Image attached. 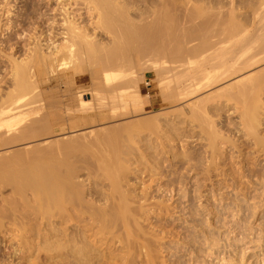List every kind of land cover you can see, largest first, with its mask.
Here are the masks:
<instances>
[{"label":"bare ground","instance_id":"1","mask_svg":"<svg viewBox=\"0 0 264 264\" xmlns=\"http://www.w3.org/2000/svg\"><path fill=\"white\" fill-rule=\"evenodd\" d=\"M7 1H10V0H4V2H6L5 4H7ZM11 1H13V4H15L14 0H11ZM32 1H33L32 3L29 2V3H31V5L28 4L29 7L28 6L25 7V10L27 12L26 16H29L30 18L32 17V19L39 14V16L36 17L37 20H40L37 23L38 26L33 28L34 30L38 31V34H37V31L34 32V34L36 36L34 39L36 40L37 38H42V37H46L47 35H50L51 31L48 30L46 28V26L48 24V21L52 20L54 18L53 17L54 15H57L60 18V22H61V23L58 22V23H60V32L57 33V35L63 39V43L56 48L55 52H52V54H50L48 56L44 55L43 50H40L37 54L32 53L31 56H29L28 60H23V62L15 64V66H14V82H15L14 83L15 84L14 89L15 90H14V92H12L11 94L9 93V95H8V98H7L8 106H7V108H6V105L4 107L5 109L3 107H0V136H8V135L16 136L13 134L15 132H19L22 135H29V134L42 135L43 131L49 130L51 123L48 120V117L51 116L50 114H52V113L54 114V112H51L50 110H47L48 112L43 111L44 113L46 112L47 114L49 112H51V113L48 114L49 116L46 115L47 118L43 117V118H41L37 121H34V122H33L34 119H31L30 117L29 118L31 120L30 119L29 120L24 119L23 117H26L27 113L29 114V112L27 111L29 106L28 105L26 106V104L29 103V105H31L29 101H31L30 99H32V98H30L28 100L25 96L29 95L30 92H31V95H29L30 97L35 98V96L33 95L34 93H36V98L41 96L42 94L45 93V92L42 93V91H41L43 89V85L44 86L46 85L44 87L45 89L50 88V86L48 87V85H51V84H48V83L54 82L53 80H55V78H57V77H58V79H60L63 82L58 81L59 82L58 83L57 81H55V83L57 82V84L56 85L54 84V85L58 89L63 88V90L59 91V92H61L63 94V97L65 99L64 100L65 101V107H66L65 110H66V113L68 116L79 115V114L82 116V114L85 115L86 113L90 114V113H93L96 111L99 112L102 110L103 106H106L105 104H106L108 99L114 100L113 102H115V100L118 99L120 101H123V103L124 102L128 103V100L131 101V99H132L131 98L132 94L137 92V90H138L137 87H139L138 84H140L138 82V80H136V81L134 80L136 78L135 75H131L136 71L135 69H134L135 71L133 70V65H132L133 64V56L134 55L138 56L139 54H142L144 50H145V53L149 54L150 56L153 55L152 53H155L154 57H152V58H154L152 63H151V60L149 61L150 62L149 64H151L152 67H149V65L147 67L148 68H155V70H154L155 75L159 79L158 82L159 83L161 82L160 87H161V85L163 86V88H164L163 94H164V96H167L164 98H168V97L171 98L172 96H179V97L181 96L183 98L191 97L194 94H197L198 92H200L202 90H205L209 87H212L213 85H215V84H217V83L221 82L222 80H225L229 77H232V76L236 75L237 73L239 74V72L241 73V71H245L247 68H250V67H252V66H254V65H256V64H258L264 60V57L261 56V54L264 52V50L261 49L264 46V45H262L264 43V33L262 31H264V30L259 28L260 30H262V31H259V30H257L258 27L255 29L254 26H250L249 24H248L249 25L248 26L247 24H244V22H246L244 20H243L244 21L243 23L238 22L237 18H236V13L233 11L232 12L235 14V17H233L234 15L233 16L230 15L231 17L228 18V15H227L228 19L225 17L226 19L223 18L224 20L221 19V21H219V22H217L218 20L216 21V19L214 21L212 18V20L214 21L213 24L219 25L217 27H213L214 25H211L212 23H210V25H209L208 21H207V23H208L207 24L205 22L206 19L203 17V16L207 17V15L209 16L210 12H208L206 10L207 9L209 10V8H211V7L207 6L208 8L206 7V10H205V8L203 9V5L206 4V3L202 4V1H204V0L200 1V4H199L200 6L198 5V7L196 6L197 4L196 5L192 4L193 7L195 6V8H194L195 10L194 9L191 10L192 13L194 10V13L192 14L191 17H193L192 19H194V17H198V18L203 17L205 19L204 22L206 24L204 23L205 25L203 24L202 25L203 27H201L200 25H198V26L196 25V27L193 26L195 29L194 32L192 29L193 27L190 28V26H189V28L192 30V31L189 30V32L191 31L190 34L187 31H185L186 29H184L183 31L187 32L189 34V36L185 35L186 34L185 32L183 34L182 29H180V26H182V24L178 26V24L175 23V22H177L176 18L174 19V10L176 8L172 11L173 7L171 8L170 6H168L169 3L165 5L166 7L162 6L163 8L165 7L164 9L160 6L159 3H162V5H163L164 3H167L168 0H166V2H165V0L164 1L162 0V2H161V0H159L160 2L158 4L162 8V10H160L161 8L159 7L160 8L159 9L157 7L158 4H156L157 5L156 7H157V9H159L160 12L157 13L156 7H155L156 11L154 10L155 12L152 10L154 14L157 13L156 16L153 14V16H155V17L151 19L152 21L155 22V23L153 22L154 24H151L152 22H149V21H148L149 23L146 22L147 24L145 22H142L144 15L140 16L143 13H141L139 15L140 16L139 21L142 22L144 26L140 25L141 23L138 22V19H136V21L138 23L136 21H134L135 20L134 16H131V17H133L134 20L130 17V15H129L130 6L125 5L123 3L121 4L120 2H122V1H120V0H62L60 2L59 6H57V8H52V9L47 8V10L44 12L41 9V13H38L37 11H39V10L36 9V6L38 5V3L40 1L37 0L38 3L36 1L34 2V0H32ZM187 1H189V4H190V0H187ZM123 2H125V0ZM174 2H173V0H171L170 4L172 5V3L174 4ZM177 2H175V3H177ZM193 2L194 1H192L191 3H193ZM40 3H42V2H40ZM179 3H180V1H179ZM5 4H4V6H5ZM126 4H127V1H126ZM181 4H185V3L182 2ZM181 4H180V6H181ZM201 4H202V6H201ZM210 4H211V2H210ZM261 4H262V7L260 6ZM261 4L259 5L260 8L264 9V6H263L264 2ZM10 5L11 4L9 2V4H7L6 6L11 7ZM23 5L25 6V4H23ZM177 5H178V3H177ZM177 5L174 4V7ZM38 6L40 7V5H38ZM128 6H129V8H128ZM213 6H214V4H213ZM76 7H80V18H79V14L77 13L79 10L77 11ZM178 7H179V5H178ZM183 7H179V8L182 9ZM11 8H13V7H11ZM185 8H186V10H188L186 6H185ZM215 8H217V7H215ZM189 9H190V7H189ZM214 9L211 8V11L212 10L214 11ZM221 9L222 8H220L219 10L221 11ZM10 10H12V9H10V8L7 9L8 13L6 12V15L7 14L9 15ZM82 10H85V12L89 14L88 17L90 16L92 18L89 20L95 26L97 31H98V29L102 28L101 30H105V31L107 30V32L111 33V34L110 33L109 34L111 36H113V38H114L113 40H115V41H113L114 44H113V46H111V48L109 50L102 49L94 41V39H93L94 36H92V34H91L92 31L88 27H85V26L79 27V24L77 23V21L80 20V25L85 24L83 21L85 19L83 18L84 13L82 12ZM186 10L184 13L187 12ZM219 10H217L218 12L215 13V11H216V9H215L214 14H217V16H218ZM170 11H171V13H170ZM213 11L211 12V14L213 13ZM2 12L4 13V11H2ZM172 12H173V16H172ZM175 12H177V11H175ZM261 12H263V11L261 10ZM261 12L259 13L260 16H261ZM229 13H230V9H229ZM180 14H182V13H180ZM189 14H190V10H189ZM50 15H52L50 18H46L47 16L49 17ZM184 15H182V18H184L183 17ZM237 15H239V14L237 13ZM259 15L257 14V18ZM153 16H150V17H153ZM177 16H179V15L177 14L176 17ZM185 16H188V15H185ZM29 17H28V19H29ZM211 17H212V15H211ZM262 17H263V15H262ZM188 18L191 19L190 17H188ZM177 19L179 20V17ZM204 19H202V20H204ZM262 19H264V18H262ZM93 20H94V22H93ZM182 20L183 19H181L179 21H182ZM188 20H187V22L190 24V22ZM198 20H201V18ZM87 21L88 20H86V24H89V23H87ZM143 21H145V20H143ZM179 21H178V23H180ZM20 22H22V21H20ZM196 22H197V20H196ZM174 23L177 27H173ZM202 23H203V21H202ZM136 24L137 25L139 24L141 27L140 26L135 27ZM194 24H196V23H194ZM194 24H192V25H194ZM184 25H185V23H184ZM260 25H261V23H260ZM260 25H258V26H260ZM262 25H264V23H262ZM86 26H88V25H86ZM186 26H188V25H186ZM178 27H179V29H178ZM211 27L213 29H216V28H218V29L213 30V29H211ZM175 28H176L177 33L174 30ZM181 28H184V27H181ZM197 28H198V30H196ZM177 29L179 31H182V34H181V32H179L180 34H178ZM187 29H188V27H187ZM258 31L260 32V34ZM93 35H94V33H93ZM180 35L184 36V38L186 37V39L189 37L191 39L189 38V39L185 40L184 38H181ZM178 37H180L179 38L180 40L178 39ZM158 39H160L159 44L161 41L163 42L160 44L162 46H160L158 43H155V41L156 40L158 41ZM171 39H173V42L175 41L174 42L175 44H173ZM193 39H194V41H196V40L198 41V39H199L200 42H198L197 44L195 43L196 46L194 45V47H193V45L191 47H189L188 48L189 50L186 49V45L182 46L185 44L184 43L185 41H186V43H188V41H189V43H191V42L193 43V41H192ZM164 40L167 41V45H168V41H171V42H169L170 43L169 45L172 44L173 47L175 46L174 48H170L171 49L170 53H168V50L170 51V49H168V48L172 47V46L165 45L164 42L166 43V41H164ZM190 40H191V42H190ZM179 41H183V42H181L182 44H180ZM154 44L155 45L158 44V45L155 46ZM259 45H261V47L259 49H257L259 47ZM187 47H188V45H187ZM182 48H183V53H182ZM146 49H147V51H152L151 52L152 55L150 53H147ZM148 49H150V50H148ZM179 49H181V52ZM253 49L256 52H258L259 50H263V51L262 52L260 51L259 53L252 54L254 52ZM98 53H100L101 55ZM262 55L264 56V54H262ZM258 57H260V58H258ZM94 64L96 65V67L93 66ZM128 70H130V72L132 70L133 73L131 72V74H127V73H129ZM33 72L35 75L32 74ZM87 73L92 74L93 75L92 77L94 79L92 82L93 83V90L89 94L90 97H85L86 93H84V92H86V91L84 89H82L83 87L86 86V83L88 81V78L86 76ZM137 73H139V72H137ZM31 74L33 76L37 77V78L36 77L34 78L36 81H33L32 80L33 78L31 79V77H30ZM129 75L134 76L135 78L129 77ZM140 77L141 76H139L138 78H140ZM245 77H246L245 79L242 77V79H244L243 80L244 83L238 81L240 84L244 85L239 90V96H240V98H242L241 96H245L248 93H253V98L251 99L250 102L245 103V107H244L245 110H243L244 112L242 111L243 117H241V118H243L242 122L245 119L244 125L246 124L245 125V126H247L246 129L249 128L247 130L250 131L248 133H250V135L252 137L256 136V137H254L256 139V144L258 143L259 145H262V143L264 142L263 141L264 136H262V134H261V137L259 138V131L260 130H259L258 124H260V122H261V119H260L262 116L261 114L264 113L263 112L264 111V101H262L261 98H259L260 93H259V96L257 94L260 90L263 89L261 87L264 86V73L262 76L250 75V76H245ZM127 78H128V80L125 81V79H127ZM58 79H56V80H58ZM62 79H65L67 81L64 82V80H62ZM123 79L125 82H123L121 84H119L117 82V80H119V82H120V80H123ZM140 79H142V78H140ZM140 79H139V81H140ZM115 81L119 85L116 84L117 86L114 85L111 87H107V85L109 86L112 83H114ZM133 81H134V83L138 82L136 84V85H138V86H136L137 90H135L134 93L130 91L135 86ZM142 81H143V79L141 80V82ZM172 83H173V87L176 84L175 91L173 90L174 88L172 89L174 92L171 90L174 94L171 93L169 90L171 88L170 86H172L171 85ZM62 84L66 85V87L65 88L60 87ZM237 85H238V83H237ZM38 86H42V89L41 90L37 89V88H39ZM51 87H53V86H51ZM130 87H131V89H130ZM57 88H56V90H57ZM71 88H73V89H71ZM140 88H139V90H141ZM238 88H239V86H238ZM35 89H37V91H40L41 93H37V91ZM45 89H43V90H45ZM126 89L127 90L130 89L129 92H127ZM32 91L33 92L36 91V92L33 93ZM45 91L47 92V90H45ZM51 91H53V89ZM263 91H264V89H263ZM234 92H232V93H234ZM77 93H79L81 95H77ZM139 93H142V91ZM139 93H136V95L137 94L140 95ZM152 93H154V91ZM161 93H162V90H161ZM254 93L256 95H254ZM261 93H262V91H261ZM73 94H76V95H73ZM44 96H45V94H44ZM141 97H143V96L141 95ZM251 97H252V95H251ZM42 98H43V96H42ZM231 98H232V96L229 99H231ZM24 99H27L28 102H26V100H24ZM41 99L39 101L45 100L46 98L42 99V100ZM135 99H136V97H135ZM137 99L140 100L138 97H137ZM233 99H235V98L233 97ZM36 100H38V99H36ZM46 100H48V99H46ZM105 100H106V102H104ZM246 101H249V100H246ZM42 103L44 104V102H42ZM23 104H25V105H23ZM46 104H47V102H46ZM109 104H112V103H109ZM56 105H58V101H56V100L50 101L49 100V105H48L49 108L48 109L55 107ZM116 105H118V104H116ZM23 106L26 107V111H27V112H25L26 114L23 113L25 111V109H24L25 107H23ZM41 106H42V108H44L43 110H45L44 105L41 104ZM118 106L120 107V104ZM106 107L108 108V106H106ZM1 108H3V109H1ZM118 108H116V109H118ZM20 109L24 110V111H22V113H19ZM32 109H34V108H32ZM32 109H30V111ZM104 109L106 110V108H104ZM109 109H110V107H109ZM17 111H18V115H17V113L15 114V112H17ZM261 112H263V113H261ZM19 114H22V115L25 114V116L24 115L21 116ZM28 114H27V116H28ZM29 115H31V114H29ZM86 116H87V114H86ZM83 118H85V117H82V118H76V117L72 118L71 117L72 123H70V124H79L80 123V125H82L85 123V119H83ZM23 120H26L24 122L31 121V122H33V124L31 123L30 124L31 126L28 124V127L25 128L26 123H24ZM50 120L52 121V119H50ZM21 122L24 123L25 126H24V124L22 125ZM20 124L23 126V128H21V129L19 128V127H21ZM261 124H263V123H261ZM245 126H244V128H245ZM134 130H135V127H134ZM137 132H138V135H140L139 131H137ZM140 132H142V130H140ZM213 133L211 134V136L213 135ZM133 134H135V133L133 132ZM126 135L127 134H125L123 137L122 136H118V137L120 139H121V137L125 139ZM257 135H258V137H257ZM111 136H112V134H111ZM111 136L109 135V137H108V135H107L108 139H110ZM135 136L137 137L136 134H135ZM128 137H126V138L129 139ZM130 137H132V136H130ZM217 137H218V135H217ZM261 138H263V140H261ZM96 139L98 140V137ZM96 139H94V140H96ZM127 139H126V141H127ZM213 139H215V138H213ZM2 140L3 139H1V141ZM90 140L94 141L93 139H90ZM140 140L142 141V139H140ZM99 141H96V142L99 143ZM124 141L125 140H123V142ZM130 141H133V142H129V144L132 143V145H133V143H134V145L136 147L138 146L137 143L135 144V142H137V141H135L134 138H133V140H130ZM4 142H6V141H3V144H6V145L8 144V143H4ZM121 143L122 142H120V145H121ZM87 144H90V143H87ZM124 144H126V142H124L122 144L123 147H124ZM6 145H4V146H6ZM95 145L98 146V144H95ZM95 145L93 144V146H95ZM132 145L129 146L128 148L125 147V150H126V148L129 150L130 147H132L133 149H130L129 151L126 150V151L127 152H130L131 150L135 151L136 150V149H134L135 146L134 145L132 146ZM90 146H92V145H90ZM101 146H103V145L101 144ZM101 146L98 149L99 152L101 151ZM114 146L116 147V145H114ZM125 146H127V144ZM262 146L264 147V144ZM106 147L108 148V146H105V149H107ZM89 148H91V147H89ZM47 149L48 148H46L45 151H47ZM69 149L70 148H68V151H69ZM80 149H81V146H80ZM116 149L117 148H115V150ZM119 149H121V148H119ZM212 149L213 148H211V150ZM33 150H35V149H33ZM51 150H53L52 147L50 148V151ZM61 150L63 151V149H61ZM102 150H104V147ZM122 150H124V148H122ZM41 151H39V153H35L31 156H35L37 154L39 156V155H41L40 154ZM50 151L48 150V152H50ZM62 151H61V153H62ZM94 151H96V150H94ZM133 151H131L132 154H133ZM140 151H141V149H140ZM36 152H37V150H36ZM65 152L69 155V153L67 151H65ZM72 152L73 151L70 150V153H72ZM96 152L100 156V159H102V157L105 155L104 153H103L104 155H100L98 151H96ZM101 152H103V151H101ZM116 152H119V150L118 151L116 150ZM215 152L214 153L211 152V153L215 155ZM262 152H264V151H262ZM45 153H47V152H45ZM53 153H55L54 150H53ZM94 153L95 152H93V154ZM131 153H130V155H132ZM143 153H144V151H143ZM44 154L42 155V156H44V158L42 157V159H45V156H49V155H46V154L44 155ZM47 154H49V153H47ZM88 154H86L87 156H85V158H83L84 157L83 155H80V157L83 156L82 157L83 161L84 160L87 161L86 163H84V166L82 165V168L83 167L86 168L85 164L88 166L92 165L88 162L89 161L87 159V157H89ZM107 154L109 155V152ZM118 154L120 155L119 156L120 158L123 156V154H120V153H118ZM14 155H16V154H14ZM52 155H51V157H54V155L53 156ZM64 155L67 156L65 153H64ZM64 155H62V156L64 157ZM72 155L70 154L71 158H72ZM112 155H113V153H112ZM127 155H128L127 158L131 157L129 154H127ZM136 155H138L137 152H136ZM55 156H56V154H55ZM73 156H75V155H73ZM97 156H95V157H97ZM105 156H104V158L106 159L107 156L106 157ZM51 157H49V158H51ZM95 157H92V158H95ZM124 157H126V156L124 155ZM124 157H122V162H123ZM134 157L135 156H133V158ZM31 158H28V159H31ZM35 158H33V159H35V161L30 162V163H28L29 161H27V160H25L26 163H24L23 162L24 159L21 161V163L18 162L17 159H14L15 162H12V164L8 163V164H10L8 167H11V165H13L12 168H10V170L12 171L11 176H9L11 173V171H9V168L7 166H5V164L4 165L0 164V185L4 184V183H2V180H5L7 178L8 174H9L8 175L9 177L13 176L12 178H15V180H16L14 183L15 187L13 188L14 191L16 189V192H14V193L18 192L17 193L18 197L19 198L22 197L21 202L23 203L25 201L27 203H24V205L28 204L30 206L29 207L26 205L27 210L29 207V210L31 208V210L33 211L32 215L28 214V213H27L28 214L27 215L26 214V208H25V210H23V211H25L24 212L25 215H24L22 213L23 211L21 212L22 208L21 209L19 208L16 210H19L21 212V214L18 211L19 215H17V212H16L15 216H14V212H13V214H11L12 208H10V205H9L8 208H10L11 213L9 212L8 208H7L8 211L6 212V215L4 214V211H2V212H3V216L5 215V218L7 216V220H9V218H10V220H9L10 225H13L11 227H8L6 225L7 222L4 221V217L0 213V243L2 244V243L10 242L9 247L12 248V251L10 250V252H5V254L0 253V264H12L14 262L15 258L17 256L19 257L21 255H25V259H26V255H28V254L30 255V253L32 252V249L35 250L36 257L43 260V261L38 262L37 264H45L48 262H52L53 264L54 263H56V264H157V260L160 257V253H162L161 252V250H162L161 245L163 243H166V242H164V240L162 241L164 236H162V238H160L159 234H162V235L165 234V235L170 236V235H172V233L168 230L166 231L165 225H162V226L157 225L158 228H156L157 227L155 225L156 221L154 222L153 226L151 223L150 228L145 226L143 224V222L148 220V223L150 224L149 221H151L150 220L151 217H154L153 214H155L156 212L160 213L162 211H168L171 208H170V205L167 204L168 202L166 203V202H164V200L162 201L161 199H160L161 202H159V200H156V199H155L156 203L151 202V201H154L153 200L154 197H152L153 194H150L151 191H153V190H150V191L147 190L148 192L144 191L145 193H143V194L141 192L142 196H138V194L135 195V192H133V190H132L133 187H130L132 185H130L129 181H128V185L130 188L126 187L127 184L125 185L126 181L124 179L127 178V175H128V174H126V171L127 172L129 171L128 173H130L131 172L130 169L132 168V165L134 164V163L133 164L130 163L131 161H129L132 157L128 158L129 163H127L126 165L123 164L124 162L122 163L120 161L121 160L120 158H119V160H115L117 157L110 159V160H112L111 162L109 161V159L108 160L106 159L107 164L105 163V165H103L104 160L100 161V159L97 157V160L99 159L98 162L99 161L101 163L103 162L102 164L100 163L101 166L102 165L104 166L103 168H100V165L97 164L98 168L102 169V171L103 170L105 171V172L103 171V173H100V174L101 175L104 174L105 176L108 177V178L103 177V179H110L111 180V182L109 180L110 186L107 185L108 187H110V191H109L108 187L106 188L109 191L108 193H105L102 191L105 188H102L100 190V192H99V190H97L98 188L95 189L100 184L98 186H97V184L93 185V186H96L93 189H90V187H89L90 190H88V189L86 190V188L84 190V189H81V187H85L86 185L81 183V184H79L80 188L77 189V187L74 186V185H76V183L75 182L72 183V182L75 181L74 178L78 176L77 174L79 172L76 173V176L73 177L75 168L72 166V164L74 161H72V163H70V161H69L70 158L68 159L69 164H67L68 163L67 161L65 162L64 158H63L64 159V161H63L61 156H60V158L58 157L60 159V161H58L59 159H56L54 157L57 160V162L53 158L52 159L54 160V162L53 161L49 162V159H47V157H46V160H41V159L39 160L38 158H40V157H35ZM61 159H62V161H61ZM140 159H139V162L141 163L142 160H140ZM73 160H75L74 157H73ZM94 160H96V159H94ZM113 160H115V161H113ZM124 160L126 161V159H124ZM133 160L135 162V158ZM8 161H10V160H8ZM1 162L6 163V161H4V160H2ZM81 162H82V160H81ZM98 162H96V163H98ZM137 162H136V164H138V166H139V163H137ZM13 163H15V164H13ZM76 163H78V160ZM180 163H182L181 160H180ZM70 164L74 168V170H71V168H69ZM146 164L147 163H145V165ZM77 165H79V164H77ZM77 165L75 166L76 169L78 168ZM141 165H143V163ZM189 165H191V164H189ZM64 166L65 167L68 166V168H69V170H68V168L66 169L67 173L64 172V168H65ZM94 166H96V165H94ZM254 166H256V165H254ZM80 167H81V165H80ZM150 167H151V165H150ZM62 168H63V171H62ZM82 168H81V170L87 169V168L86 169H84V168L82 169ZM92 168H93L92 166H91V168L89 166L87 169V171L89 169H90L89 171H91L89 173V175L90 174L93 175V172H92L93 169ZM98 168H96L97 170H95V167H94V172L95 171L101 172V170H99ZM126 168L129 170H126ZM257 168L258 167H254V168L250 167L249 168L250 170H248V174L250 173L251 175L257 176L258 180H260L262 185H264V173H263L264 170L261 171L259 168V170H260L259 171ZM137 169H138V167H137ZM146 169H147V167H146ZM181 170H183V169H181ZM189 170H191V169H189ZM135 171L137 172L138 170H135ZM146 171H145V173H146ZM150 171L152 172V170H150ZM97 172L94 174V176H93L94 178H95V175L97 174ZM138 172H143V171H138ZM13 173H15L16 176H14ZM178 173L180 174L181 172H178ZM182 173H184V172H182ZM100 174H99L98 179L102 178L100 176ZM137 174H139V173H137ZM89 175L86 174V176H88L90 178ZM150 175H152V173L149 174V176ZM174 175H175V173H174ZM184 175H183V177H184ZM82 176H83V174H82ZM82 176H81V178H82ZM86 176L84 175V177H86ZM96 176H98V175H96ZM239 176H240V178L239 179L237 178L233 184L234 187L236 186L235 189L236 188H239L240 190H243V188L249 189L250 186L246 185L245 187H242L241 185H242V183H244V182H242L243 179H246V178L249 179L250 175H247V174L245 175V174L241 173ZM128 177H129V175H128ZM177 177L178 176H176V178ZM12 178H10V179H12ZM81 178H80V180H81ZM90 179H92V176ZM98 179H96V180H98ZM178 179H179V177H178ZM87 180H88L89 186L90 185L92 186V184H90V183L94 184V182H90L89 179H87ZM92 180H94V179H92ZM123 180L125 181V183ZM127 180H128V178H127ZM10 181L7 178L6 183H9ZM13 181H14V179H13ZM13 181H11L10 184ZM82 181H80V182H82ZM100 181L101 180H98L97 182H100ZM76 182H77V179H76ZM247 182H248V180H247ZM166 183H168V182H166ZM77 184H78V182H77ZM249 184H250V182H249ZM79 185H78V187H79ZM164 185L165 184H163V183L161 185L159 183V187H157L161 191V193H165V192L167 193L170 189V188L168 189V187H165ZM7 186H8V184H7ZM103 186H105V184ZM134 186H136V185H134ZM12 187H13V185H12ZM28 188L30 190H32L31 192L34 194L33 195L31 193L34 196V197L31 196L32 199H30V197H28L27 194H26V196L28 197V199H26L27 197L23 194V193L28 192L27 191V190H29ZM221 188L222 187H220V189ZM158 189H157V191H158ZM262 189L264 190V186L262 187ZM74 190H77V191L74 192ZM78 190H80V193H78ZM10 192H11V190H10ZM70 192H73L72 197L69 194ZM263 192L264 191L261 192V195ZM76 193L80 194V202L78 205H77L78 202H75V201H77L76 199H78L77 197H79V196H76L77 195ZM19 194L22 196H19ZM68 194L70 196H67ZM261 195H260V197H261ZM23 196L26 197V198L24 197V201H22ZM257 196L259 197V195H256L255 197L257 198ZM9 197H10V195H9ZM74 197H75V200H74ZM263 198H264V196H263ZM261 199L262 198H260V201L257 199L258 202L255 201L256 203L255 204L253 203L251 205L252 209L254 210V215H256V214L258 215L259 210L264 211V199L263 200H261ZM167 200H169V199H166L165 201H167ZM73 202H74V204H71ZM15 203H17V202H15ZM13 205H14V203H13ZM13 205L11 207H14V209H15V206H13ZM21 205L22 204H19V206H21ZM68 205H69V207H70V205H72V206L75 205V209H76V206H79L80 209H79V207H77V210H79L80 213L77 210H75V211H77V213L71 212L70 210L67 211ZM3 206H6V203ZM17 207H18V205H17ZM4 208L6 209V207H4ZM249 209L252 210L250 207H249ZM249 209H247V210H249ZM29 210H28V212H29ZM32 211H30L29 213H31ZM256 211H258V212H256ZM8 212L12 215V217H10L11 216L10 215L8 218V215H7ZM248 212H251V211H248ZM251 213H249V214L252 215L253 213L252 214ZM254 215H252V216H254ZM198 220L199 219H197L196 221H198ZM245 220H243V221H245ZM200 221L201 220H199L198 222H200ZM246 221H248V220H246ZM71 222H72V224H71ZM69 223L71 225H69ZM248 224L250 226V229L253 230L254 227L251 226L250 222L249 223L245 222V225H248ZM64 225H68V226L66 227ZM245 225H243V228H242L243 230L246 229V228L244 229V227H246ZM14 226L16 228H13ZM167 226H168V224H167ZM5 227H7V228H5ZM252 227H253V229H252ZM222 228H219V229H222ZM238 228L240 229V226ZM210 229H209L210 231L206 230L208 232V236L206 235L207 236L206 239H209L208 237H211L213 239L215 237L214 235L217 233L216 228L215 229L210 228ZM242 229H241V231H243ZM206 231H205V233H206ZM219 231H221V230H219ZM241 231L239 230V232H241ZM246 231H248V230H246ZM239 232H238V234H239ZM256 232L257 233L264 232V228L263 227L256 228ZM230 233H231V231H230ZM243 233L244 234L246 233L245 236ZM73 234H75V235H73ZM241 234H239L243 237V238L240 237L241 239L246 238L245 240H247L249 238V234H247V232L244 231V232H241ZM239 235H237V236L239 237ZM263 235L262 234L258 235V241L260 243L264 239ZM241 239L239 240V242L241 241ZM208 242H209V240H208ZM211 242L212 241H210L211 246H208V247H210L213 251L215 249L214 246L217 245V242L216 243H214V242L211 243ZM239 242L237 241V243L235 244L237 247H239V245H241L243 240L240 243ZM258 247L264 251V248H263L264 243H261ZM193 250L195 252H197V249H193ZM37 254H39V255H37ZM40 254H42V255H40ZM213 254H217L215 259H217L218 263L227 264V261H228L227 257H225V256L221 257V253L217 252L216 250L212 252V255ZM251 254H253V252H251ZM255 255H256V253L253 254V256H255ZM31 256H32V254H31ZM245 257H246V255L243 254L242 259H244ZM11 258H14V260ZM10 259H11V261H9ZM39 259H38V261H39ZM28 260L26 262L29 263L30 260L29 261ZM256 261H257V264H264V258L263 259L256 258ZM30 263L32 264L33 262H30ZM48 264H50V263H48Z\"/></svg>","mask_w":264,"mask_h":264},{"label":"rangeland","instance_id":"2","mask_svg":"<svg viewBox=\"0 0 264 264\" xmlns=\"http://www.w3.org/2000/svg\"><path fill=\"white\" fill-rule=\"evenodd\" d=\"M35 1L38 3L37 0H34V2ZM39 1L42 3L39 2L38 5H40V7L37 5L36 9H38L40 11V12L37 11L38 13H41V9L44 12L47 10V8L48 9L49 8L50 9L57 8V6H59V4L62 0H39ZM120 1H122V2H120L121 4L123 3L125 5L130 6L129 15H130V17L134 16L135 20L133 19V17H131L134 21H136V19H138V22H140L139 17L144 15V18L143 17L142 18L145 21L142 20V22L146 23L149 21V22H152L151 24L155 23L151 19L154 18L158 12H160L159 9L162 6H165L166 4L169 3L168 6H170L171 8L173 7L172 11L176 8L174 10V19L176 18L177 22H175V23L178 24V26L182 24V26H180V29H182V31L184 29H186L185 31H187L189 34L192 31L190 28H192L193 26L196 27V25L197 26L200 25L201 27H203L202 25L205 22L207 23V21H208L209 25H210V23H212L211 25H214L213 23H214L215 19H216V21L218 20L217 22H219V21H221V19H223L225 17L227 18V15H228V18L233 16V15H234L233 17H235V14L233 12L236 13V18H237L238 22L243 23L244 21H246V22H244V24H247V25L249 24L250 26H254L255 29L258 27L257 30H259V31H262L260 29L264 30V27H263L264 25H262V23H264V19H262V18H264V9L260 8V6L262 7L261 3H263L264 0H206V1L205 0L204 1L192 0V1H194L193 3H191L192 1L190 0V4H189V1H187V0H177L178 2L176 0H173V2L175 1L178 3L179 7L184 6L182 9L179 8L177 3H175V2H174V4L177 6L174 7L173 3H172V5H173L172 6L170 4L171 0L170 1L168 0L167 3L163 2L164 3L163 5H162V3H159L160 2L159 0H125V2H123L124 0H120ZM126 1H127V4H126ZM179 1H180V3H179ZM200 1H202V4L206 3L205 5H203V9L205 8V10H206L207 6L213 8V9L215 7H217V8H215L216 11L214 9V11L216 13V12H218L217 10L222 8L221 11L219 10V15L220 14L221 15L217 16V14H214L213 10H212L213 13L211 14L212 11H211V8H209L210 11L208 9L206 11L210 12V14L208 13L210 17L208 15H207L208 18L203 16L206 19V21L203 17H199V18L194 17V19H192L193 17H191V16L195 10L194 9L195 6L193 7V5L197 4L196 6L198 7V5L200 4ZM9 2L11 4L10 6L13 8L6 6L7 4H9ZM29 2L32 3L33 1L32 0H18V1L14 0L15 4H13V1L10 0V1H7V4H5L6 2H4V0H0V107H3V108L5 107V105L7 108V106H8V103H7L8 95H9V93L11 94L15 90L14 89V86H15V84H14L15 83L14 82V66H15V64L21 63V62H23V60H28L29 56H31L32 53L37 54L40 50H43L44 55L48 56V55L52 54V52H55L56 48L63 43V39L57 35V33L60 32V23H61L60 18L57 15H54L53 16L54 18L52 20L48 21V24L46 26V28L51 31L50 35H47L48 37L46 36V37H42V38H37L36 40L34 39L36 37L34 32L37 30H34L33 28L38 26L37 23L40 20H37V18H36L39 16V14L36 17H34L33 19H32V17L30 18L29 16H26L27 12L25 10V7H27V6L29 7L28 4L31 5V3H29ZM161 2H162V0H161ZM165 2H166V0H165ZM182 2H184L185 4L187 2L188 3L185 5V4H181ZM210 2H211V4H210ZM158 3L160 4L161 7L159 6ZM4 4H5V6H4ZM23 4H25V6ZM156 4H158V6ZM180 4H181V6H180ZM202 4H201V6H202ZM213 4H214V6H213ZM129 6H128V8H129ZM156 6L158 8L159 7L160 8L157 9ZM185 6L187 7L188 10H186ZM263 6H264V4H263ZM7 7L12 9V10H10L9 15L8 14L6 15V12L8 9ZM155 7L157 9L156 14L153 13L154 10L156 11ZM189 7H190V9H189ZM162 8L160 10H162ZM76 9H77V11L79 10L77 13L79 14V18H80V7H76ZM184 9L188 13L187 12L184 13L185 12ZM192 9H194L193 13L191 12ZM229 9H230V13L233 11L231 14L229 13ZM189 10H190V14H189ZM261 10L263 12H261ZM2 11H4V13ZM175 11H177V12H175ZM82 12L84 13L83 18L85 20H83V21L85 24L80 25V20H79V21H77V23L79 24V27H83V26L88 27L94 33V35H93V33L91 32L92 36H94L93 37L94 41L102 49L109 50L111 48V46H113V44H114L113 41H115V40H113L114 39L113 36L110 35L111 33L107 32V30L106 31L101 30L102 28L98 29V31H97L95 26L89 20V19H92L90 16L88 17L89 14L86 13L85 10H82ZM260 12H261V16L259 15ZM141 13H143V14H141ZM170 13H171V11H170ZM180 13H182V14H180ZM237 13L239 15H237ZM153 14L155 16H153ZM177 14L179 16L176 17ZM184 14L188 15V16H185ZM257 14L259 15L258 18H257ZM182 15H184L183 16L184 18H182ZM211 15H212V17H211ZM262 15H263V17H262ZM51 16L52 15H50L49 17L47 16L46 18H50ZM150 16H153V17H150ZM172 16H173V12H172ZM28 17H29V19H28ZM178 17H179V20H181V19H183V20L179 21L177 19ZM188 17H190L192 20L189 19ZM200 18H201V20H198ZM212 18L214 21L212 20ZM202 19H204V20H202ZM86 20H88L87 23H89L90 25L86 24ZM187 20L190 22V24L187 22ZM196 20H197V22H196ZM20 21H22V22H20ZM178 21L180 23H178ZM202 21H203V23H202ZM58 22H60V23H58ZM93 22H94V20H93ZM142 22H140L141 23L140 25H143ZM175 23H174L173 27H177L175 25ZM184 23H185V25H184ZM194 23H196V24H194ZM260 23H261V25H260ZM192 24H194V25H192ZM86 25H88V26H86ZM140 25L136 24L135 27L140 26ZM186 25H188V26H186ZM258 25H260L261 27ZM189 26H190V28H189ZM217 26H219V25H214L213 27H217ZM181 27H184V28H181ZM187 27H188V29H187ZM194 27L192 28L193 32L195 31ZM178 29H179V27H178ZM211 29H213V28L211 27ZM217 29L218 28L213 29V30H217ZM174 30L177 33L176 28ZM189 30H191V31L189 32ZM196 30H198V28ZM182 31L178 30V34H180L179 32H181V34H182ZM185 31H183V34ZM187 32H185L186 33L185 35L189 36V34ZM262 32L264 33V31H262ZM37 34H38V31H37ZM259 34H260V32H259ZM179 38L180 37H178V39ZM181 38H184V36H181ZM189 38H187V39H189ZM184 39L187 40L186 37ZM159 41H160V39H158V41L156 40L155 43L159 44ZM164 41H166V40H164ZM171 41L173 42V39H171ZM171 41H168V45H167V41H166V43L164 42V44L167 46H172V44L169 45L170 44L169 42H171ZM192 41H193V43L191 42V40H190L191 43H189V41H188L189 44L186 43V41H185L184 42L185 44L182 46L186 45V49L189 50L188 49L189 47H191L192 45L194 47V45L196 46V44L198 42H200L199 39H198V41L197 40L194 41V39ZM174 42H173V44H175ZM179 42H180V44H182L181 42H183V41H179ZM161 43H163V42L161 41L160 44ZM158 44H156V45H158ZM187 45H188V47H187ZM262 45H264V43ZM160 46H162V45H160ZM174 47L172 46V47H169V48L167 47V48L170 49V48H174ZM260 47H261V45H259V47L257 49H259ZM261 49L264 50V46ZM148 50H150V49H148ZM179 50L181 52V49H179ZM255 50L252 54L259 53L260 51L261 52L263 51V50H259V51L257 50L258 52H256ZM146 52L151 54L152 51H147V49H146ZM170 52H171V49H170V51L168 50V53H170ZM100 53H98V54H100ZM144 53H145V50L143 51L142 54H139L138 56H136V55L133 56V64L132 65H133V70L134 69L136 70V71L134 70L135 74L132 72V70H131V72L133 74H131L130 70H128L129 73H127V74H131V75H135L136 78L134 76H131V75H129V77L135 78L134 80L135 81L138 80V82L140 83V84H138L139 87H137L138 90L136 89V86H138L136 84L138 82L134 83V81H133V83L135 84V86L134 85L133 86L135 88L133 87L131 89V87H130L131 90L129 89L133 93L135 92V90H137V92H135L131 96V98L133 100L136 97V99L134 101L130 98L131 101L128 100V103H126V102L123 103V101H120L118 99H116L115 102H113L114 100L108 99L107 102H106V100L104 101V102H106L105 105L108 106V108L106 106H103L102 110L99 112L96 111V112H93L90 114L86 113L87 116H86V114L85 115L82 114V116L80 114L68 116L66 113V110H65V108H66L65 107V101H64L65 99L63 97V94L61 92H59V91H62L63 88L58 89L57 87H55L57 82L61 81L60 79H58V77L55 78V80H53L54 82L48 83V84H51V85H48V87L50 86V88L45 89L44 87L46 85L45 86L43 85V89L47 90V92L42 89V86H38L39 88H37V89H40V90L42 89L41 91H42V93L45 92L44 93L45 96H44V94H42L41 96L36 98V93H34V92H36L37 89H35L36 91H34V92L32 91L34 93V94L33 93L32 94L35 96V98L29 96V95H31V92H30V94L28 93L29 95H26L25 97L28 100L30 98H32L33 100L30 99L31 101H29L32 106L29 105V103H27L26 106L28 105L30 109H32V108H34V109H32L30 111V109L27 107L29 109V110L27 109V111L33 117L31 115H29L28 113H27L28 114V116H27V114L25 113V112H27L25 106H23V107H25L24 108L25 111L20 109L19 113H22V111H24L23 113L26 114V117H23V118L26 120L27 119L29 120L30 118L34 119L33 120V122H34V121H37L43 117L47 118V116H49L48 115L49 113L54 112V114L52 113L53 115L50 114L51 116L48 117V120L50 121L51 126H50L49 130L43 131L42 135H37V134L36 135H33V134L22 135L19 132H15L13 134L16 136H12V135L0 136V162L2 160L6 161V163L1 162L0 164H3V165L5 164V166L8 167L10 165L8 163L12 164V162H15L14 159H17V161L20 163L23 159H24L23 160L24 163H26L25 160L29 161L28 163H30V162L35 161V159H36L35 157H40V158H38L39 160L40 159L46 160V157H47V159H49V162H52V161L54 162V160L59 159L60 156L62 159L63 158L65 159V162L66 161L68 162L69 158H70V160H69L70 163H72V161H74L76 163L78 160V163L75 164L73 162V164H72V166L75 168V171H74L75 175L72 173L73 177L76 176V173L79 172L77 174L78 176L74 178L75 181L72 182V183H74V182L76 183V185H74V186H76L77 189H79L80 188L79 184L82 183V184H85L86 186L84 185L85 187H81V189L85 190V188H86V190L87 189L90 190V189H93L94 187H96L93 185L97 184V186H98L100 184L95 189L98 188L97 190H99V192H100V190L102 188H105L102 191L105 193H108L110 191V187H108L107 185L110 186L111 180L110 179H103V177L105 178L107 176H105L104 174L103 175L100 174V173H103V171H104V170L102 171V169H100V168L104 167L103 165H105L106 159L107 160L109 159V161L111 162L112 160H110V159H113L115 157L118 158L120 156L118 153L123 154V156L121 155L122 157H124V155L126 156L123 158L124 163L122 162V157L121 158L119 157V158L121 159L120 161L124 165L129 163V161H131L130 163H132V164L134 163L133 165L131 164L132 165V168L130 169L131 174L128 173L129 171L128 172L126 171V174L129 175V177L127 175L128 180H127V178L124 179L126 181V183L123 180L125 185L127 184L126 187L127 188L133 187V189H132L133 192H135V195L138 194V196H142L143 193L148 192L147 190H149V191L153 190V191H151L150 194H153L152 197H154V199H153L154 201H151V202L156 203L155 199L159 200V202H161V200L162 201L164 200V202H166V203L168 202L167 204L170 205V208H171L168 211H162L160 213L156 212L155 214H153L154 217L150 218V220H151V221H149L150 224L148 223V220L143 222V224L145 226L150 228L151 223L153 226L154 222L156 221L155 222L156 226L157 225L158 226L165 225L166 231L168 230L172 233V235H170V236L165 235V234L164 235L159 234L160 238H162V236H164L162 241L164 240V242H166V243H163L161 245V248H162L161 252L162 253H160V257L157 260V264H221V263L217 262V259H215L217 254L212 255V252L215 250L217 252L221 253V257L225 256L228 258L227 264H257L256 258H258V259L264 258V251L258 247L261 243H264V239L261 241V243L258 241V235L259 234L263 235L264 232H259V233H257L258 231L256 232V228H260V227L264 228V211L259 210V214L254 215V210L252 209L251 205L253 203L255 204L256 202H258L257 199L259 201H260V198H262L261 200L264 199L263 198L264 192L262 193L263 196L261 195V192L264 191L262 189V187L264 185H262L261 181L258 180L257 176L251 175L250 173L248 174V170H250L249 169L250 167H252V168L258 167L257 168L258 170H259V168L261 171L264 170V152H262V151H264L263 150L264 147L262 146L264 144V142L262 143V145H259L257 143L259 145L258 146L256 144V139L254 138L256 136L252 137L250 135V133H248V132H250L247 130L249 128L246 129L247 126H245L246 124L244 125L245 119L242 122L243 118H241V117H243L242 111L245 110L244 109L245 103H248L251 101V99L253 98V93H248L249 95L247 94L245 96H241L242 98H240L239 90L244 85L240 84L238 81L244 83L243 80L246 78L245 76H250V75L262 76L264 73V60L261 61L260 63L256 64V65L250 67V68H247L245 71H241V73L239 72V74L237 73L236 75L229 77L225 80H222L221 82L213 85L212 87H209L205 90L198 92L197 94H194L191 97L183 98L181 96L180 97L179 96H172L171 98H169V97L164 98L167 96H164V94H163L164 88L162 85H161L162 88L160 87L161 82L160 83L158 82L159 79H158V77H156L155 72H154L155 68H148L147 67L148 65H149V67H152L151 64H149L150 63L149 61L151 60V63H152V61L154 60V58H152V57H154L155 53H152L153 54V55L151 54L152 56H150L149 54H146V53L144 54ZM182 53H183V48H182ZM262 54H264V52ZM262 54H261V56L264 57ZM258 58H260V57H258ZM93 66L96 67L95 64ZM137 72H139V73H137ZM32 74H34V72ZM32 74L30 76L31 79L33 78L32 80L36 81L34 79L36 76H33ZM86 76L88 78V81L86 83V86L83 87L82 89H84L86 91V92H84V93H86L85 97H90L89 94L93 90V83L92 82L94 79L92 77L93 76L92 74L87 73ZM139 76H141L140 78L143 79L142 82H141L142 79L138 78ZM242 77L244 79H242ZM56 79H58V80H56ZM65 79H62V80H64V82H65V81H67ZM139 79H140V81H139ZM126 80H128V78L125 79V81ZM55 81H57V82L55 83ZM125 81H124V79L120 80V82H119V80H117V82L119 84H121ZM61 82H63V81H61ZM115 82L112 83L113 85L112 84L109 86L107 85V87L119 85L117 82L116 83ZM237 83H238V85H237ZM63 85L64 84H62L60 87L65 88L66 85H64V86ZM171 85L172 86H170L171 88L169 90L171 93H173L175 91L176 84L174 85V87H173V83ZM51 86H53L54 88ZM238 86H239V88H238ZM56 88H57V90H56ZM139 88L141 90H139ZM261 88L264 89V86ZM52 89H53V91H51ZM71 89H73V88H71ZM263 89L260 90L257 94L259 96V93H260L259 98H261L262 101H264ZM129 90H127V92H129ZM161 90H162V93H161ZM141 91H142V93H139ZM153 91H154V93H152ZM261 91H262V93H261ZM232 92H234V93H232ZM37 93H41V92L37 91ZM136 93H139L140 95H138V94L136 95ZM73 95H76V94H73ZM77 95H81V94L77 93ZM141 95L143 97H141ZM251 95H252V97H251ZM254 95H256V94L254 93ZM42 96H43V98H42ZM231 96H232V98L229 99ZM40 97L42 99L46 98L48 100H46V99L42 100ZM137 97L140 100H138ZM233 97L235 99H233ZM39 98L42 101H39L40 100ZM27 99H24V100H26V102H28ZM36 99H38V100H36ZM245 99L249 100V101H246ZM49 100L50 101H55V100L58 101V105L48 109L49 108L48 107ZM45 101L47 102V104ZM39 102L42 105H44L45 110H43L44 108H42V106ZM42 102H44V104ZM107 103L108 104L112 103L113 105L112 104L108 105ZM115 103L118 105L120 104V107L118 105H116ZM23 105H25V104H23ZM109 107H110V109H109ZM3 108H1V109H3ZM104 108H106V110ZM116 108H118V109H116ZM47 110H50L51 112H49L48 114L46 112L45 113L43 112V111H47ZM263 112H261V113H263ZM16 113L18 115V111L15 112V114ZM25 114H23V115L25 116ZM19 115L23 116L22 114H19ZM261 115H262L260 118L261 122H260V124H258L259 130H260L259 131V138L261 137V134H262V136H264V113ZM71 117L72 118L73 117L74 118L75 117L76 118L85 117V118H83V119H85V123L82 125H80V123L79 124H70V123H72ZM50 119H52V121ZM26 120H23V122ZM33 122H31V121L24 122V123H26L25 128L28 127V124L29 125L31 123L33 124ZM24 123L21 122L22 125ZM261 123H263V124H261ZM21 124H20L21 127H19L20 129L23 128V126ZM24 126H25V124H24ZM244 126H245V128H244ZM134 127H135V130H134ZM140 130H142V132H140ZM132 131L137 135V137L135 136V134H133ZM137 131H139L140 135H138ZM211 132L212 133L214 132L212 136H211V134H212ZM111 134L113 137L111 136ZM125 134H127V135L125 136V139H124L122 137ZM107 135H108V137L110 135L111 138L108 139ZM217 135H218V137H217ZM118 136H122L121 137L122 140ZM130 136H132V137H130ZM97 137H98V140L96 139ZM126 137H128L130 140H133V138H134V140L137 141V142H135V144L137 143V145H138L137 147L133 143V145L136 147V148L134 147V149H136V150L135 151L131 150V151H133V154L135 153L134 155L131 153V151L130 152L126 151V150H128L127 148L132 145V143H130L131 144L130 145L129 142H133V141H130L129 139H127ZM212 137L215 139H213ZM257 137H258V135H257ZM1 139H3V140L1 141ZM90 139H93V140L96 139V140L92 141ZM126 139L128 142L126 141ZM140 139H142V141ZM123 140H125L124 142H126L127 146H125L126 144H124V147H123V145H122L124 143ZM261 140H263V138H261ZM3 141H6L4 143H8V144L7 145L3 144ZM96 141H99V143H97ZM119 141L122 142L121 145H120ZM107 142L108 143L110 142V143L108 144ZM87 143H90V144H87ZM93 144L94 145L98 144V146L99 145L101 146V144H102L103 146H101V151H103V152H101V151H100L101 153L99 152L98 149L100 146L99 147L97 145L93 146ZM113 144L116 145V147ZM4 145H6V146H4ZM90 145H92V146H90ZM80 146H81V149H80ZM105 146H108V148L106 147L107 149H105ZM51 147L55 151V153H53V150H51L52 152L50 151ZM89 147H91V148H89ZM103 147H104V150H102ZM125 147H127L126 150H125ZM46 148H48L47 151H45ZM68 148H70L69 151H68ZM115 148H117L116 150L117 151L119 150V152H116ZM119 148H121V149H119ZM122 148H124V150H122ZM211 148H213V149L211 150ZM33 149H35V150H33ZM61 149H63V151ZM130 149H133V148L130 147ZM140 149H141V151H140ZM36 150H37V152H36ZM48 150L50 152H48ZM70 150L73 152L70 153ZM94 150L98 151L100 155L105 154L107 156V158L105 159L104 158L105 155H104L103 157L101 156L102 159H100V156ZM39 151H41V153H40L41 155L38 156V154H37L35 156H31L35 153H39ZM61 151L63 154L61 153ZM65 151H67L69 153V155ZM143 151H144V153H143ZM45 152H47L49 154H47ZM93 152H95V153L93 154ZM106 152L107 153L109 152V155ZM136 152L138 155H136ZM211 152H213V153L215 152V155L212 154ZM42 153L43 154L45 153L46 155H49V156H45V159H42V157L44 158V156H42L43 155ZM64 153L68 157L65 156ZM112 153L114 156L112 155ZM114 153L115 154L117 153L116 154L117 156ZM126 153L129 155L131 153L133 156H135L134 157L135 162L133 160L134 159L133 156L130 155L132 158L128 157V158H131L129 160L127 158L128 155ZM14 154H16V155H14ZM52 154L54 155V157L56 159L54 157H51ZM55 154H56V156H55ZM70 154L71 155L73 154L75 156L72 155V158H71ZM86 154H88V156H89V157H87V159L89 160L88 162L90 164H92L89 166H90V168H91V166L93 167L92 168L93 170L91 169L93 172V175L92 174L89 175V173L91 171H89L90 169L87 171L89 166L86 164H85V167L87 169L83 167L86 170H81L82 165L84 166V163L87 162L85 160L83 161V158H85V156H87ZM62 155H64V157ZM80 155H83L84 157L83 156L80 157ZM94 155L95 156L98 155L97 157L100 159V161L104 160L103 161L104 164L102 166H101V164L103 162L102 163L100 161L98 162L99 159L97 160V157H95ZM139 155L140 156L142 155V156L140 157ZM49 157H51V158H49ZM73 157L75 160H73ZM92 157H95V158H92ZM28 158H31V159H28ZM33 158H35V159H33ZM117 158L115 160H119V158L118 159ZM7 159L10 160L11 162L8 161ZM62 159H61V161H62ZM64 159H63V161H64ZM80 159L82 160V162ZM94 159H96L97 161ZM124 159H126V161ZM139 159L142 160L141 163L139 162ZM115 160H113V161H115ZM180 160L182 161V163L184 165L182 163H180ZM58 161H60V159ZM56 162H57V160H56ZM96 162H98V163H96ZM136 162L139 163V166L141 168L138 166V164H136ZM142 163L144 166L141 165ZM145 163H147L146 164L147 166L145 165ZM13 164H15V163H13ZM67 164H69V162ZM77 164H79V165H77ZM93 164L96 166H94ZM97 164L100 165V168H98ZM189 164H191V165H189ZM76 165L78 167L77 168L78 170L75 167ZM80 165H81V167H80ZM150 165H151V167H150ZM254 165H256V166H254ZM12 166L13 165H11V167H8L9 171H11L10 168H12ZM72 166L70 164L69 168H71V170H74V168ZM136 166L138 167V169ZM94 167H95V170H97L96 168H98L99 170H101V172L100 171L94 172ZM146 167L148 170L149 169L152 170V172L150 170L148 171L146 169ZM187 167L191 170H189ZM67 168H68V166L64 168V172H66V173H67V170H66ZM69 168H68V170H69ZM181 169H183V170H181ZM126 170H129V169L126 168ZM135 170L143 171L144 173L147 170L148 172L146 171V173L144 174L143 172H138V171L136 172ZM62 171H63V168H62ZM96 172H97L96 175H98V176L95 175V178H94L93 176ZM178 172H181V173L179 174ZM182 172H184V173H182ZM81 173L83 174V176ZM85 173L88 174L90 176V178L92 176V179H94V180H92L88 176H86ZM137 173H139V174H137ZM151 173H152V175L149 176V174H151ZM174 173H175V175H174ZM241 173H243L245 175L246 174L250 175L249 179H247V178L243 179L242 182H244L245 184L242 183V185H241L242 187H245L246 185H248V186H250L249 189H246V188H243V190H240L239 188L235 189L236 186L234 187L233 184L237 178L238 179L240 178L239 175ZM263 173H264V171H263ZM11 174H12V171H11L10 175L9 174L8 175L11 176ZM13 174H14V176H16L15 173H13ZM99 174L102 177L101 179H98ZM8 175H7V178L9 181L10 180L13 181V179H14V181L11 183L13 185V187L10 184L11 181L9 183H6L7 178L5 180H2V183H4V184L0 185V205H1L0 206V211H1L0 213L3 216L2 211H4V214L6 215V212L9 210L10 213L12 211L11 214H13V212H14V216H15L16 212H17V215H19V213L21 214V212L23 210H25V208H26V214L28 213V214L32 215L33 211L31 210V208L29 210L30 206L28 204H26L27 206H29L28 207L29 212L32 211L31 213L28 212L27 206L24 205V203H27L24 201V197L26 196V194L28 195V197H30V199H32L31 196L34 195L31 192L32 190H30L29 188H28L29 190H27L28 192L25 190L27 193H23L25 196H23L22 201H24V202L22 203L21 202L22 197H20V198L18 197V194H17L18 192L14 193V192H16V189H15V191L13 189L15 187L14 183L16 180H15V178H12L13 176L9 177ZM84 175L87 178L84 177ZM183 175H184V177H183ZM81 176H82V178H81ZM176 176H178L179 179H178V177L176 178ZM10 178H12V179H10ZM80 178H81V180H80ZM76 179H77L78 184L76 182ZM87 179H89L90 182H94V184L90 183V184H92V186L91 185L89 186ZM96 179L101 180V181L97 182L98 180H96ZM109 180H110V182H109ZM247 180H248V182H247ZM80 181H82V182H80ZM128 181H129L130 185H132V186L129 187ZM166 182H168L169 184ZM249 182H250V184H249ZM159 183H160V185L162 183L165 184L164 185L165 187H168V189L170 188L169 191L167 193L166 192L161 193V191L157 188V187H159ZM7 184H8V186H7ZM104 184L106 187L103 186ZM78 185H79V187H78ZM134 185H136V186H134ZM89 187H90V189H89ZM107 187H108L109 191H108V189H106ZM220 187H222V188L220 189ZM156 188L158 189V191ZM10 190H11V192H10ZM76 191L77 190H74V192H76ZM141 192H142V194H141ZM78 193H80V190H78ZM69 194L71 195V197L73 196V192H70ZM69 194L67 196H70ZM9 195H10V197H9ZM256 195H259V197L257 196V198H256L255 197ZM260 195H261V197H260ZM19 196H22V195L19 194ZM76 196H79V197H77L78 199H76L77 201H75V202H78L77 203V205H78L80 202V194H77ZM28 197L26 199H28ZM165 198L169 199V200L165 201L166 200ZM74 200H75V197H74ZM15 202H17V203H15ZM5 203H6V206H3V205H5ZM13 203H14V205H13ZM16 204L18 205V207ZM19 204H22V205L19 206ZM71 204H74V202ZM9 205H10V208H12L11 211H10V208H8ZM12 205L15 206V209H14V207H11ZM4 207H6V209ZM77 207H79V206H76V209H75V205H73V206L70 205V207L68 205L67 211L70 210L71 212L77 213V211H79V210H77ZM249 207L253 211L250 210ZM7 208H8V210H7ZM19 208L20 209L22 208L21 212L19 210H16ZM79 209H80V207H79ZM247 209H249V210H247ZM75 210H77V211H75ZM18 211H19V213H18ZM248 211H251L253 214L251 212H248ZM9 212L7 214L8 218L11 215ZM24 212L25 211H23L22 213L25 215ZM256 212H258V211H256ZM79 213H80V211H79ZM249 213H251L254 216L250 215ZM5 215L3 217H4V221L7 222L6 225L8 227L13 226V225H10V221H9L10 218H9V220H7V216L5 218ZM10 217H12V215ZM197 219L201 220L200 221L201 223L198 222L199 220L196 221ZM245 219L248 221H246ZM243 220H245V221H243ZM245 222L246 223L250 222L251 226H253L254 229L252 227L253 230H251L249 224L245 225ZM71 224H72V222H71ZM71 224L69 223V225H71ZM167 224H168V226H167ZM243 225L246 226V227H244V229L246 228L245 230L242 229ZM64 226L67 227L68 225H64ZM158 226L156 228H158ZM239 226H240V229L238 228ZM5 228H7V227H5ZM13 228H16V227L14 226ZM210 228H214V229L216 228V232H217L216 234L217 235L216 234L214 235L215 239L214 238L212 239L211 237H208L209 239H206L208 236V232L206 230H209ZM219 228H222V229H219ZM241 229L243 231H241ZM219 230H221V231H219ZM239 230L241 232H244V231L247 232V234H249V238L247 240H245L246 238L241 239L240 237H242L241 236L242 234H241V232H239ZM246 230H248V231H246ZM205 231H206V233H205ZM230 231H231V233H230ZM238 232L241 235H239ZM236 234L239 235V237ZM245 234H244V236H245ZM73 235H75V234H73ZM263 237H264V235H263ZM239 238L241 239V241L243 240V242L241 243V245H239V247H237L235 244L237 243V241L239 242V240H240ZM208 240H209V242H208ZM210 241H212L214 243L217 242V245L214 246L215 249L213 251L210 247H208V246H211ZM9 244H10V242L2 243V244L0 243V249L2 250V251L0 250L1 254H5V252H10V250L12 251V248L9 247ZM193 249H197V252H195ZM251 252H253V254L256 253V255L253 256V254H251ZM34 253H35V250L32 249V252L30 253V255L29 254H28L29 256L26 255V259H25V255H21L19 257L17 256L16 258L14 257L15 260H14V258H11V259L14 260V262H13L14 264H31L30 262H33L32 264H37L38 262L43 261L42 259H39L38 257H36V253L35 254ZM31 254H32V256H31ZM243 254L246 255V257L244 259H242ZM37 255H39V254H37ZM40 255H42V254H40ZM11 259L9 261H11ZM28 259L30 260L29 263L26 262ZM38 259H39V261H38ZM48 263L53 264L52 262H48ZM48 263H45V264H48ZM54 264H56V263H54Z\"/></svg>","mask_w":264,"mask_h":264}]
</instances>
